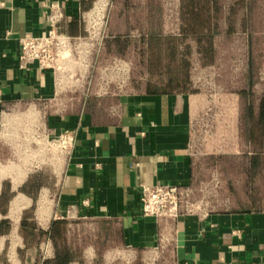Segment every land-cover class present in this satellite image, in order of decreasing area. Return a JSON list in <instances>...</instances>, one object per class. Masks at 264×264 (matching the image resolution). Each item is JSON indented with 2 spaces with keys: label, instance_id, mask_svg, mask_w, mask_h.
I'll return each instance as SVG.
<instances>
[{
  "label": "crops",
  "instance_id": "crops-1",
  "mask_svg": "<svg viewBox=\"0 0 264 264\" xmlns=\"http://www.w3.org/2000/svg\"><path fill=\"white\" fill-rule=\"evenodd\" d=\"M99 1L0 0V126L8 114L28 107L25 114L33 115L37 105L45 104L52 113L47 126L74 135L59 178L21 172L0 159V264H85L95 251L114 264H264V166L254 176L246 173L253 149L240 140L238 111L223 113L221 123L236 150L209 151L201 159L194 155L193 121L202 95L187 80L154 78V71L172 69L164 60L148 59L151 45L167 39L162 2L104 0L112 9L103 55L137 59L132 71L144 73L141 79L132 76L128 89L118 95L108 81L104 84L110 90L102 94L89 90L90 82L72 89L35 61H19V38L44 32L50 4L63 11L60 31L79 37L85 34L83 16ZM207 1L211 10L218 1L229 19L231 8L246 0ZM258 14L264 23V9ZM158 49V56L162 51L164 57L182 60L180 48ZM189 68L185 64V71ZM215 170L222 171L227 186L220 199L231 200V206L222 204L204 214L181 212L174 219L142 215V184L196 189ZM232 170H241V194L232 190ZM87 219L95 232L90 251L79 239L81 221ZM54 220L65 221L62 246L73 251L72 259L55 258L58 246L47 232Z\"/></svg>",
  "mask_w": 264,
  "mask_h": 264
},
{
  "label": "rangeland",
  "instance_id": "rangeland-1",
  "mask_svg": "<svg viewBox=\"0 0 264 264\" xmlns=\"http://www.w3.org/2000/svg\"><path fill=\"white\" fill-rule=\"evenodd\" d=\"M159 1L165 6V28L162 27V29L167 39L163 43L155 41L151 45L153 49L150 51L153 54L150 53L148 59L155 62L160 61V63H164L162 62L164 60L165 65L171 67L172 71L163 70L162 73L154 71V78L158 76L168 78L169 76L187 80L191 90L202 95L203 105H200L201 108L193 121L195 130L192 150L198 159L204 158L209 151L236 150L233 148L231 137L226 136L222 130L221 123L224 118L222 114L238 111L241 117L248 99L256 102L264 92V39H262L264 23L263 18L258 14L264 9L261 8V0L240 2V7L231 8L229 19L223 17L218 1H215L216 4L212 10L207 0ZM228 2L230 4L232 0ZM111 5L109 4L106 13L107 35L110 34ZM238 19H240V24H238ZM229 21L231 23L228 27ZM247 35H252L253 39L247 38ZM104 43L105 40L98 52V46H91V53L85 60L71 64L76 69L78 68V74L73 79L69 80L66 77L67 82L72 84V89H76L77 83L84 81L90 82L89 90L92 88L93 92L102 94L110 90L105 87L104 83L112 79L111 92L118 95L128 89L132 76L136 79L144 76L138 67V71H132V63H137V59L104 56L102 51ZM162 46L167 49L180 48L183 52L182 60L177 56L164 57L162 51L158 56V48L161 49ZM185 63L190 66L189 71H185ZM249 65L254 70V83L251 89L247 84ZM124 67L127 68V72ZM147 74L151 75L150 72ZM65 82V78L62 77L61 85ZM241 90L247 92L245 95H248V98L239 95ZM27 108L23 107L20 114L6 115V119L1 123L0 159L2 163L6 161L4 164L19 166L21 172L25 170L32 175L59 178L62 175L64 153L56 140L59 132L45 123L48 116L52 114L51 110L48 105L40 104L36 107L37 113L31 115L28 112L25 114ZM227 119L226 115L225 123ZM239 120L240 129H243L240 131V140L243 139L248 146V139L245 135L246 122L241 118ZM239 150L247 151L248 148L240 147ZM220 172L222 173V171L215 170L211 175L217 179L215 197L207 196L209 187L206 182L209 179L205 180L206 178L201 179L194 191L195 199L204 195L208 202L207 206L213 209L221 207L222 204L225 207L231 206L232 202L220 199L222 188H227L226 185H222L223 176ZM241 175V170L230 171V177L234 179L231 187L235 195L242 193L240 190ZM203 186L205 187L200 192L199 189ZM56 187L57 184L54 185V189ZM236 202L235 200L234 203ZM79 232L80 246L82 243L86 245L87 251H90V245L94 244V222L88 219L81 221ZM98 252L95 251V256L91 252L90 257H86L85 264H114V261L112 263L109 259L104 260ZM118 264L125 263L119 262Z\"/></svg>",
  "mask_w": 264,
  "mask_h": 264
},
{
  "label": "built area",
  "instance_id": "built-area-1",
  "mask_svg": "<svg viewBox=\"0 0 264 264\" xmlns=\"http://www.w3.org/2000/svg\"><path fill=\"white\" fill-rule=\"evenodd\" d=\"M109 4V1H99L83 16L85 34L79 37H72L60 31L59 22L64 16L63 11L57 5L50 4L44 32L38 36L19 38V61L22 64L35 61L40 68L50 69L58 83H61L62 77L66 82V77L69 80L73 79L78 74V68L71 64L85 60L91 53V46H98V52L108 36L106 13ZM124 69L125 72L128 71L127 68L124 67ZM108 82L113 81L110 79ZM56 140L65 155L74 144V135L67 131H60L56 135ZM216 180L212 177L206 182L209 187L207 196H216ZM204 187H201L199 191L202 192ZM194 191L195 189L189 186L142 184L140 187L142 215L174 219L181 212L204 214L213 209L207 206L208 202L204 195L195 199Z\"/></svg>",
  "mask_w": 264,
  "mask_h": 264
},
{
  "label": "trees",
  "instance_id": "trees-1",
  "mask_svg": "<svg viewBox=\"0 0 264 264\" xmlns=\"http://www.w3.org/2000/svg\"><path fill=\"white\" fill-rule=\"evenodd\" d=\"M106 44V39L105 43ZM187 64V63H185ZM252 65V64H251ZM249 65L248 73V88L251 89L253 86V72ZM182 80V79H181ZM249 89H246L247 91ZM247 92L244 90L239 91L241 97L245 96L248 98V95H245ZM252 97V96H251ZM250 98V96H249ZM241 120L246 122L245 124V135L248 139L249 145L252 147L253 152L248 158L247 175L254 176L255 172L258 171L260 166H264V152L261 149L264 147V92L261 93L259 99L255 100L248 99L246 107H244L243 112L241 113ZM65 221H52L49 229L47 230L49 237L57 243L56 259H72L73 251L68 249L66 246H62V228ZM59 243V245H58Z\"/></svg>",
  "mask_w": 264,
  "mask_h": 264
}]
</instances>
